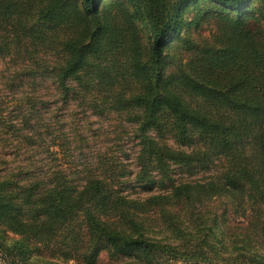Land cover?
<instances>
[{
    "label": "trees",
    "instance_id": "trees-1",
    "mask_svg": "<svg viewBox=\"0 0 264 264\" xmlns=\"http://www.w3.org/2000/svg\"><path fill=\"white\" fill-rule=\"evenodd\" d=\"M62 108L131 135L136 169L70 168ZM0 253L264 264V0H0Z\"/></svg>",
    "mask_w": 264,
    "mask_h": 264
},
{
    "label": "rangeland",
    "instance_id": "rangeland-1",
    "mask_svg": "<svg viewBox=\"0 0 264 264\" xmlns=\"http://www.w3.org/2000/svg\"><path fill=\"white\" fill-rule=\"evenodd\" d=\"M69 111L65 108L58 109L57 119L47 118V124L44 129L45 133H47L45 139L47 144L52 143L51 138L54 136L65 137V133L69 135L67 141L71 143V153L74 155L71 158L70 168L85 162L87 158L95 156L99 152L113 149L120 159L130 163V166L134 170L136 169L132 160L137 146L131 135L122 140V150H120V147L118 148L114 144L116 135L114 133H106L107 130L111 129L108 127L109 121L92 114H85L80 108L77 111ZM128 191L132 195H144L146 193L142 187H137L135 190L129 189ZM0 264H6L1 253Z\"/></svg>",
    "mask_w": 264,
    "mask_h": 264
}]
</instances>
